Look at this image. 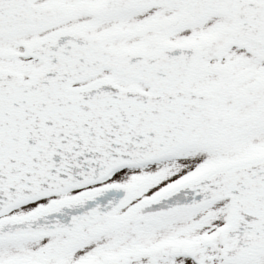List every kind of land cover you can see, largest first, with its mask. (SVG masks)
<instances>
[{"label":"snow or ice","instance_id":"6c2138e0","mask_svg":"<svg viewBox=\"0 0 264 264\" xmlns=\"http://www.w3.org/2000/svg\"><path fill=\"white\" fill-rule=\"evenodd\" d=\"M0 264H264V0H0Z\"/></svg>","mask_w":264,"mask_h":264}]
</instances>
